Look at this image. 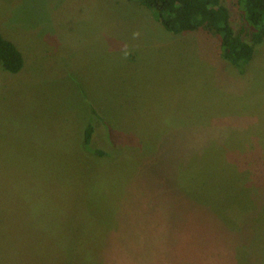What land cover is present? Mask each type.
<instances>
[{"label":"rangeland","instance_id":"rangeland-1","mask_svg":"<svg viewBox=\"0 0 264 264\" xmlns=\"http://www.w3.org/2000/svg\"><path fill=\"white\" fill-rule=\"evenodd\" d=\"M0 33L25 61L0 65V264H264V43L238 69L136 0H0Z\"/></svg>","mask_w":264,"mask_h":264},{"label":"trees","instance_id":"trees-1","mask_svg":"<svg viewBox=\"0 0 264 264\" xmlns=\"http://www.w3.org/2000/svg\"><path fill=\"white\" fill-rule=\"evenodd\" d=\"M153 12L158 22L171 34L206 30L216 36L224 60L238 69L250 63L256 48L264 43V0H237L243 15V26L236 32L231 14L222 0H136ZM0 65L4 71L20 73L25 61L14 42L0 33ZM95 128L88 124L83 147L90 150ZM101 155L102 151L96 150Z\"/></svg>","mask_w":264,"mask_h":264}]
</instances>
